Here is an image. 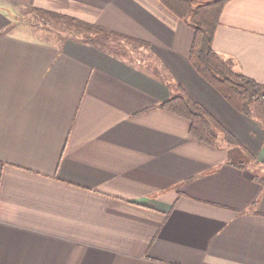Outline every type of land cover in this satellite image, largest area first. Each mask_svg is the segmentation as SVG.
I'll use <instances>...</instances> for the list:
<instances>
[{
    "label": "crops",
    "instance_id": "crops-1",
    "mask_svg": "<svg viewBox=\"0 0 264 264\" xmlns=\"http://www.w3.org/2000/svg\"><path fill=\"white\" fill-rule=\"evenodd\" d=\"M192 37L160 0H0V264H264V103L235 109ZM213 47L264 88V0H228ZM179 86L251 154L191 137L158 105Z\"/></svg>",
    "mask_w": 264,
    "mask_h": 264
},
{
    "label": "trees",
    "instance_id": "trees-1",
    "mask_svg": "<svg viewBox=\"0 0 264 264\" xmlns=\"http://www.w3.org/2000/svg\"><path fill=\"white\" fill-rule=\"evenodd\" d=\"M160 1L174 15L192 27L193 37L188 58L195 70L235 109L246 115H252L254 113L253 104L256 102L264 103L263 86L240 70L235 69L231 62L223 58L213 47L215 30L220 22L223 7L228 0ZM34 11L51 16L50 19L54 18L53 20L57 23L64 21L69 23L76 29V34L78 31L86 33L83 37L87 40H93L96 32H98L104 36L115 35L148 45L146 41L128 35L124 36L78 18L53 12L47 13L41 9H34ZM39 17L44 18V16ZM158 105L185 118L188 121V133L191 137L212 147L217 146L219 141L223 139L230 145H239L241 149L249 153L203 104L191 98L181 86L178 87L175 94L162 99ZM255 177L264 182V175L255 174Z\"/></svg>",
    "mask_w": 264,
    "mask_h": 264
},
{
    "label": "rangeland",
    "instance_id": "rangeland-1",
    "mask_svg": "<svg viewBox=\"0 0 264 264\" xmlns=\"http://www.w3.org/2000/svg\"><path fill=\"white\" fill-rule=\"evenodd\" d=\"M44 16V18H40V19H34L35 21L36 20H38V22H41L42 24H44V26L45 27H47L46 28V33L45 32H41L42 34H43V36H46V34H47V36H51V37H55V36H66L68 33H69V29L67 28V26L69 25V24H67V23H63L62 25H61V28H62V30H61V28H59V27H57L56 26V23H55V21L53 20V19H50V18H47V16L46 15H43ZM46 18V19H45ZM63 28H66V29H68V30H66V29H63ZM76 30V29H75ZM71 32V31H70ZM72 33V32H71ZM73 35H74V33H72ZM78 34L79 35H81L82 37H83V35L85 36V34L86 33H84V32H79L78 31ZM69 35V34H68ZM76 36V35H75ZM84 38V37H83ZM115 38L114 37H112L111 39H109V40H114ZM127 44H129V43H127ZM223 141V140H222ZM232 146H235V145H232ZM239 148V147H238Z\"/></svg>",
    "mask_w": 264,
    "mask_h": 264
}]
</instances>
